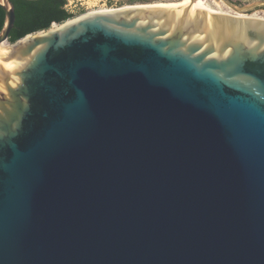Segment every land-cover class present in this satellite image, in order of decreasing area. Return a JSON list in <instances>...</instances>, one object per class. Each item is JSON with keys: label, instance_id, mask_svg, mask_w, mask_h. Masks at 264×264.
I'll list each match as a JSON object with an SVG mask.
<instances>
[{"label": "water", "instance_id": "obj_1", "mask_svg": "<svg viewBox=\"0 0 264 264\" xmlns=\"http://www.w3.org/2000/svg\"><path fill=\"white\" fill-rule=\"evenodd\" d=\"M215 1L0 0V264H264V1Z\"/></svg>", "mask_w": 264, "mask_h": 264}, {"label": "trees", "instance_id": "obj_2", "mask_svg": "<svg viewBox=\"0 0 264 264\" xmlns=\"http://www.w3.org/2000/svg\"><path fill=\"white\" fill-rule=\"evenodd\" d=\"M14 8L15 21L9 33V43L29 34L44 31L52 25L62 24L72 18L65 9V0H9ZM4 13L0 9V30Z\"/></svg>", "mask_w": 264, "mask_h": 264}, {"label": "rangeland", "instance_id": "obj_3", "mask_svg": "<svg viewBox=\"0 0 264 264\" xmlns=\"http://www.w3.org/2000/svg\"><path fill=\"white\" fill-rule=\"evenodd\" d=\"M65 1H66V5H65L66 11L72 15V18H76L82 14H86L90 12L103 11V10L107 11V10L118 9L126 6L181 3L187 0H65ZM232 1L240 4L239 6H242L264 0H232ZM223 9L225 12L227 13L229 12L232 14V12L229 11L224 6ZM250 14L251 16L264 18V9H256Z\"/></svg>", "mask_w": 264, "mask_h": 264}, {"label": "bare ground", "instance_id": "obj_4", "mask_svg": "<svg viewBox=\"0 0 264 264\" xmlns=\"http://www.w3.org/2000/svg\"><path fill=\"white\" fill-rule=\"evenodd\" d=\"M211 7H213L215 10H217L220 14L222 15H227V14H231V13H227L224 11L223 9V6L219 3V2H216L215 0H205ZM184 2V1H183ZM169 4H178V3H169ZM151 5H155V4H151ZM156 5H164V4H156ZM135 6H147V5H135ZM130 6H126V7H121L120 9H125V8H129ZM118 9H113V10H103V11H96V12H109V11H116ZM90 13H95V12H90ZM87 14V13H86ZM233 14V13H232ZM82 15H85V14H82ZM236 17H240V18H244L245 15H239V14H235ZM81 16V15H80ZM79 17V16H78ZM251 17H254V18H259L257 16H251ZM77 18V17H76ZM75 19V18H74ZM264 19V18H262ZM56 27V26H55ZM4 47L5 45H3L1 48H0V54L4 52Z\"/></svg>", "mask_w": 264, "mask_h": 264}, {"label": "flooded vegetation", "instance_id": "obj_5", "mask_svg": "<svg viewBox=\"0 0 264 264\" xmlns=\"http://www.w3.org/2000/svg\"><path fill=\"white\" fill-rule=\"evenodd\" d=\"M233 4H235V5H237V6H239L240 4H238V3H236V2H234V1H232V0H230Z\"/></svg>", "mask_w": 264, "mask_h": 264}]
</instances>
